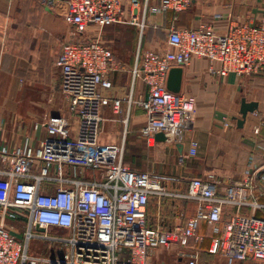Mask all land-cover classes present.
I'll use <instances>...</instances> for the list:
<instances>
[{
  "label": "built area",
  "instance_id": "obj_1",
  "mask_svg": "<svg viewBox=\"0 0 264 264\" xmlns=\"http://www.w3.org/2000/svg\"><path fill=\"white\" fill-rule=\"evenodd\" d=\"M193 1L160 0L151 10L179 13ZM37 2L56 8L70 26L57 65L61 92L73 115L50 116L49 136L37 150L28 145L0 149V264H167L154 262L151 251L172 244L189 248L191 242L195 247L185 254L187 263L199 264L206 238L198 232L203 223L211 230L210 254H220L230 263L264 264V216L257 213L264 209L259 200L264 194V162L242 179L221 181L214 174L192 178L186 191L174 194L195 201V214L185 224L166 228L148 225L147 208L152 198L170 194L164 184L167 177L130 167L123 161L121 146L100 141L103 109L111 102L101 90L113 88L110 76L123 64L106 42L87 37L88 27L128 22L143 33L147 5L141 18L140 0ZM166 43L163 50L141 51L133 70L147 87L138 103L146 112L140 134L150 146L159 132L166 141L182 142L194 124L196 98L168 88L173 67L188 66L199 57L208 59L210 72L219 76L264 74V7L258 22L237 19L226 29L212 24L172 27ZM119 107L116 99L114 109ZM231 123L225 118L226 127ZM259 131L255 126L254 132ZM191 145L190 154L195 155L198 142L191 140ZM7 219L23 220L25 229L10 228ZM33 238L62 242L64 247L57 255L31 256Z\"/></svg>",
  "mask_w": 264,
  "mask_h": 264
},
{
  "label": "crops",
  "instance_id": "obj_2",
  "mask_svg": "<svg viewBox=\"0 0 264 264\" xmlns=\"http://www.w3.org/2000/svg\"><path fill=\"white\" fill-rule=\"evenodd\" d=\"M140 2L141 18L147 5L146 25L160 27L165 33L164 41L154 42L158 46L142 43L140 33L135 50L121 55V49L116 47L121 38L118 28L131 23L119 22L105 27L91 24L87 30V37L106 42L123 64V68L110 76L113 88L101 90L111 102L103 109L100 141L121 146L123 161L131 167L148 169L167 177L164 184L170 194L160 200L156 198L158 208L154 212H150L149 203L147 223L174 228L185 224L195 214V201L174 194L186 191L192 178L214 174L221 181L242 179L264 162V74L219 76L210 72L208 59L193 58L184 67L181 89L196 98L193 127L185 133L182 142L156 140L155 144L148 145L140 134L146 123V112L138 103L147 87L142 78L133 73L140 52L165 49L168 31L172 27L212 24L217 29H226L231 21L239 20V14L243 12L219 0H194L189 9L176 16L173 11L152 12L151 8L159 6L160 0ZM263 7L264 0L255 2L248 7L244 20L258 22ZM70 33L64 15L56 8L42 5L37 0H0V149L12 150L28 145L37 150L49 136L47 120L50 116L73 115L61 92V72L57 65L62 42ZM243 98L257 101L258 108L249 112L244 126L239 127L236 118L242 117ZM116 99L120 100L118 109H114ZM225 118L232 120L230 127L224 125ZM255 126H260L259 133L254 132ZM191 140L198 142L195 155L190 154ZM86 174L93 178L92 172L86 171ZM43 188L46 190L47 186ZM259 200L264 202V194H260ZM167 209L171 211L169 216L165 215ZM229 213L231 210L225 217ZM257 213L264 216V209ZM171 219H175L173 227ZM6 223L18 231L22 227L25 229L23 220L7 219ZM199 233L206 236L201 255L204 252L210 254L209 245L206 248L211 240L208 226L203 223ZM162 249L151 251L154 262L166 263ZM29 254L42 257L36 251Z\"/></svg>",
  "mask_w": 264,
  "mask_h": 264
},
{
  "label": "rangeland",
  "instance_id": "obj_3",
  "mask_svg": "<svg viewBox=\"0 0 264 264\" xmlns=\"http://www.w3.org/2000/svg\"><path fill=\"white\" fill-rule=\"evenodd\" d=\"M220 3L224 2L227 5H231L235 7L236 10L239 9V11L243 12V14H239V20H244L246 18V13L248 10L254 5L255 2L258 0H219ZM70 27V26H69ZM119 33L121 34V38H119L118 43H116V47H118L120 50V54L122 55L126 51H134L135 48L138 45V40H140L139 36L141 33V39L142 43L145 45L148 44H153V46H158L154 42H162L165 40V33L163 32L162 28H152L146 25V27L143 30V33L141 32V29L137 25H131L127 24L124 25L123 27L118 28ZM71 35V34H70ZM70 35L68 36L67 39L70 38ZM88 35V34H87ZM65 39V40H67ZM110 42V41H109ZM156 44V45H155ZM164 44V43H163ZM112 45V44H111ZM232 122V120H231ZM260 127V126H259ZM130 166V165H129ZM131 167V166H130ZM133 168V167H132ZM137 170H146V169H139V168H134ZM148 170V169H147ZM157 199L154 198L151 201L150 205V212H154L155 208L157 207ZM158 208V207H157ZM181 209V208H180ZM185 210V208H184ZM170 210L167 209L165 215L169 216ZM168 220V219H166ZM172 220V219H171ZM173 225H175V219L172 220ZM15 223V222H14ZM175 227V226H174ZM23 231V227L21 228ZM35 231V229H34ZM20 239H23V234L19 233L17 235ZM207 244V243H206ZM24 245H26V242H24ZM209 244H207L206 248L208 247ZM30 249H28L29 253L35 252L39 255H42V257H49L52 255H57L60 247H64V243L62 242H50L44 238H33L31 239L29 243ZM190 247H195L194 242H191ZM162 255L166 259L167 264H188V258L185 257V254L189 252L188 247H180L177 246L176 244H172L168 247H162ZM199 264H258L252 260H245V261H235L230 263L225 259L222 255L217 254V255H210L207 254L206 252L203 253V256L201 255L199 259Z\"/></svg>",
  "mask_w": 264,
  "mask_h": 264
},
{
  "label": "water",
  "instance_id": "obj_4",
  "mask_svg": "<svg viewBox=\"0 0 264 264\" xmlns=\"http://www.w3.org/2000/svg\"><path fill=\"white\" fill-rule=\"evenodd\" d=\"M183 76H184L183 66L173 67L169 72L168 88L173 92H180L182 89ZM257 108H258L257 101H249L246 98H243L241 104L242 117L236 118L238 126L243 127L248 113L255 112ZM156 140L166 141L167 138L163 132H159L156 134ZM262 172L263 170H261L256 176L257 183H259V176ZM42 231H44V229H42Z\"/></svg>",
  "mask_w": 264,
  "mask_h": 264
},
{
  "label": "trees",
  "instance_id": "obj_5",
  "mask_svg": "<svg viewBox=\"0 0 264 264\" xmlns=\"http://www.w3.org/2000/svg\"><path fill=\"white\" fill-rule=\"evenodd\" d=\"M175 13V12H174ZM180 13V12H179ZM177 14L178 13H175V15L177 16ZM209 229V228H208ZM209 231L211 232V230L209 229ZM198 232H199V230H198ZM207 240H208V238H207ZM209 240H210V238H209ZM210 242V241H209ZM201 254H202V252H201ZM213 255V254H212Z\"/></svg>",
  "mask_w": 264,
  "mask_h": 264
}]
</instances>
